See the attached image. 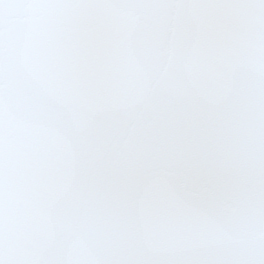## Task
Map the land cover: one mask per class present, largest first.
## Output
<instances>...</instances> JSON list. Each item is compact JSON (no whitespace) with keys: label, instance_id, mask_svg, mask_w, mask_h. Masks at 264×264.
<instances>
[{"label":"snow or ice","instance_id":"snow-or-ice-1","mask_svg":"<svg viewBox=\"0 0 264 264\" xmlns=\"http://www.w3.org/2000/svg\"><path fill=\"white\" fill-rule=\"evenodd\" d=\"M0 264H264V0H0Z\"/></svg>","mask_w":264,"mask_h":264}]
</instances>
